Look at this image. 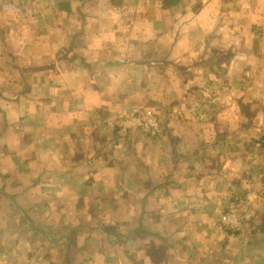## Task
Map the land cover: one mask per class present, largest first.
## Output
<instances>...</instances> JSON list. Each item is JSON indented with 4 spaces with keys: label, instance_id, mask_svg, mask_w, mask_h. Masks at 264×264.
<instances>
[{
    "label": "crops",
    "instance_id": "obj_1",
    "mask_svg": "<svg viewBox=\"0 0 264 264\" xmlns=\"http://www.w3.org/2000/svg\"><path fill=\"white\" fill-rule=\"evenodd\" d=\"M263 138L264 0H0V264H264Z\"/></svg>",
    "mask_w": 264,
    "mask_h": 264
},
{
    "label": "built area",
    "instance_id": "obj_2",
    "mask_svg": "<svg viewBox=\"0 0 264 264\" xmlns=\"http://www.w3.org/2000/svg\"><path fill=\"white\" fill-rule=\"evenodd\" d=\"M141 115L140 114H133L129 117L131 123H139L140 119H141ZM154 119H152L151 117L146 119V122H144V126L147 127L149 129V131L151 133H154L156 131V124L153 121ZM256 147H264V138L261 140H258L255 144ZM220 221L223 225H228V226H235L238 225V223L236 222L235 218H234V214L233 212H229L228 214H222L220 216Z\"/></svg>",
    "mask_w": 264,
    "mask_h": 264
}]
</instances>
